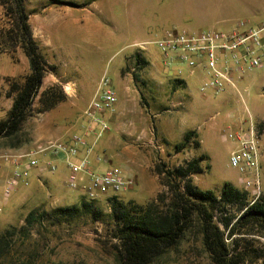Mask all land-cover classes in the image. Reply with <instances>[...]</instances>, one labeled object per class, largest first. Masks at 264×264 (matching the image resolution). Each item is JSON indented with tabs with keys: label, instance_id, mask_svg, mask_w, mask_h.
Returning <instances> with one entry per match:
<instances>
[{
	"label": "rangeland",
	"instance_id": "374dc122",
	"mask_svg": "<svg viewBox=\"0 0 264 264\" xmlns=\"http://www.w3.org/2000/svg\"><path fill=\"white\" fill-rule=\"evenodd\" d=\"M1 1L0 119H5L13 101L11 86L23 80L29 67L20 43L4 35L12 28V21ZM179 1L24 0L30 31L40 28L37 38L42 43L49 41L43 46L31 31L53 69L45 73L31 111L18 132L8 138L0 137V155L30 151L48 141L66 140L74 133L84 132L83 112L98 91L100 79L107 78L118 94L117 102L113 112L103 116L108 127L105 133L95 142L90 133L87 141L94 143L95 160L102 158L98 161L102 164L100 171L115 167L130 177L132 173L135 176L130 187L119 192L107 191L93 200L91 209L99 211L95 217L94 213L82 209L88 200L79 188L67 186V172L58 162L54 173L39 171L43 176L37 178L31 177L32 169L27 183L20 182L9 196L3 195V186L12 174V166L3 163L0 168V264H117L110 201L146 205L159 201V197H167L169 188L161 183L157 165L173 168L206 155L208 158L201 165L209 168L191 176L197 189L218 195L220 188L228 183L245 192L238 184L237 170L229 164L230 140H222L221 135L234 132L233 127L227 126L228 115H232V120L238 116L247 122L264 118V68L244 72V81L238 88L245 101L235 90L231 100L226 101L225 90L199 91V84L206 78L203 68L190 75L185 64L163 59L155 44H149L143 51L149 63L140 52L134 51L142 48H129L127 44L142 40L138 37V27L143 23L197 32L230 31L241 21L256 24L264 19V5L257 13L222 14L213 13L212 6L204 10L197 5L188 9ZM83 16L91 18L102 37L84 36L80 23ZM158 37L154 33L148 39ZM136 53L146 64L136 63ZM49 74L54 76V82ZM179 77L186 80L187 86ZM53 84L65 98L43 110L41 95ZM67 84L71 90L66 89ZM110 114L116 118L110 119ZM185 129L194 131L191 140H198L199 148H177L183 140L180 133ZM7 169L9 173H4ZM260 180L264 202V161L260 164ZM86 181V177L82 178L80 184ZM245 193L249 204L251 196ZM70 207L78 209L71 216L58 211ZM226 211L232 216L238 214L237 210ZM30 212L33 214L27 219ZM223 213L216 211L215 218H222ZM219 226L225 242L230 244V226L227 229ZM236 236L239 235L234 234L232 238ZM245 237L255 240L253 247L260 253H252L242 264H264V234L253 230ZM200 238L195 226L179 245L152 264H211Z\"/></svg>",
	"mask_w": 264,
	"mask_h": 264
},
{
	"label": "trees",
	"instance_id": "16d2710c",
	"mask_svg": "<svg viewBox=\"0 0 264 264\" xmlns=\"http://www.w3.org/2000/svg\"><path fill=\"white\" fill-rule=\"evenodd\" d=\"M5 13L11 18L12 28L4 32L11 40L20 43L28 61L29 72L20 83L11 86L13 101L5 119H0V137H11L20 129L29 115L34 98L42 85L45 73L53 69L48 65L37 42L32 37L28 23V12L24 0H2ZM136 63L146 61L139 53L134 55ZM180 82V81H179ZM64 95L55 84L41 95L43 110L49 109L64 100ZM194 131H186L177 148L192 146L199 148V141L191 138ZM206 155H199L181 165L170 168L157 165L156 172L161 183L167 185V197H159L146 205H130L112 199L110 210L114 222V237L117 239V264H152L168 250L181 243L186 234L195 226L200 234L201 245L211 264H242L255 249L254 239L245 237L250 231L264 234V202L260 198L252 204H246V193L225 183L219 194L210 190H199L193 184L191 176L204 173L201 165ZM82 209L99 216L93 211L92 202L86 201ZM237 210V215L230 211ZM76 207L58 209L64 215L71 216ZM224 212L220 219L215 218L216 211ZM30 212L27 219L32 216ZM224 229H229L230 244L225 242ZM234 234L239 236L233 237ZM260 256V254H258Z\"/></svg>",
	"mask_w": 264,
	"mask_h": 264
},
{
	"label": "built area",
	"instance_id": "2783aa9c",
	"mask_svg": "<svg viewBox=\"0 0 264 264\" xmlns=\"http://www.w3.org/2000/svg\"><path fill=\"white\" fill-rule=\"evenodd\" d=\"M154 44L163 59L185 64L190 75L198 68L205 70L206 78L199 84L200 92L213 90L219 93L228 86L235 87L234 77L241 76L246 69L264 68V19L256 24L241 21L230 31L197 32L170 28ZM145 46L146 43L139 45L142 49ZM177 73L180 74L181 70L178 69ZM116 102L115 89L107 78H101L98 91L83 112L84 132L74 133L68 140L48 141L30 151L0 155V168L5 162L12 166V174L3 186V195L9 196L20 182L27 183L26 178L32 169L54 173L57 169L54 158L58 156H62L66 165L67 186L79 188L88 201L97 199L107 191L119 192L130 187L133 179L121 169L109 167L95 172L89 168L88 155L94 143L89 144L87 136L93 133L95 142L105 133L108 127L103 116L106 112H113ZM221 136L224 141H237V146L229 154V164L239 174L238 184L250 194L249 204L258 201L262 196L258 132L251 127L246 134L227 132ZM40 154L52 158L41 164L38 159ZM101 159L97 157L98 161ZM83 174L87 181L80 184Z\"/></svg>",
	"mask_w": 264,
	"mask_h": 264
},
{
	"label": "crops",
	"instance_id": "0c3cea01",
	"mask_svg": "<svg viewBox=\"0 0 264 264\" xmlns=\"http://www.w3.org/2000/svg\"><path fill=\"white\" fill-rule=\"evenodd\" d=\"M183 3L185 5V7L187 6V8H191L193 9L196 5L198 6V9L204 10L202 8L205 7H211L213 10V13H222V14H234V13H245V14H252V13H257L258 9L260 8V6L264 5V0H180L178 3ZM201 7V8H200ZM206 9V8H205ZM80 23H82L81 28H82V32L84 33L85 37L88 38H94V37H98L99 35V28L97 25H95V23L92 22L91 18L88 16H83L82 18H80ZM156 24V23H155ZM138 37H141L142 40L139 41H135L132 43L127 44V46L129 48L131 47H139V45L141 43H146V46L144 49L139 50V49H135V52H140L141 55L145 58V56L143 55V51H146V48L149 44H154L155 40H149L148 37L151 36L152 34L156 33V35H162L163 32L165 30H167V28H164L162 25L161 26H150L149 24H141L138 27ZM32 34L35 38H37L38 33L40 32V28H37L36 31L32 28L31 29ZM100 37V36H99ZM102 37V35H101ZM159 38V37H158ZM157 38V39H158ZM38 39V38H37ZM40 41V43L43 46L48 45L49 41L45 40V43H42V41L40 39H38ZM133 53V52H132ZM131 54V53H130ZM145 60L147 62H149L146 58ZM150 63V62H149ZM247 72V71H246ZM245 72V73H246ZM245 73H243L241 76H235L234 77V83H235V87H226L225 89V94H226V101H230L231 100V94L232 92L235 90L239 96L241 97L242 101L244 100V97L242 95V92L239 91L238 86L240 84H242V82L244 81L245 78ZM0 74H3L0 72ZM50 78H52L51 81L54 82V76H52L51 74H49ZM180 76V75H179ZM183 80H185L182 77H179ZM185 84L187 86V82L185 80ZM246 87H245V91H246ZM243 90V91H244ZM116 91V90H115ZM117 93V92H116ZM118 95V94H117ZM264 96V95H262ZM230 99V100H229ZM233 102V101H232ZM180 103V102H178ZM183 104V102H181ZM245 110L247 113H249V110L247 107H245ZM115 113V112H114ZM250 115V113H249ZM113 116L115 117V115H111L109 116L110 119L113 118ZM229 121H228V127H233L234 129V133H244L246 134L247 131L253 127L257 132H258V138H259V164H261L262 161H264V118L262 117H257L256 119L247 121H244L242 118H239L238 116L234 117V119H231L232 115H228ZM116 118V117H115ZM83 123L85 124V122L83 121ZM189 129H185L183 131H181L180 133V137L182 138L183 134L185 131H187ZM90 136V135H88ZM68 140V139H66ZM237 146V141L236 140H230V152ZM94 147V146H93ZM94 152L93 149L91 150V152L88 155V160H89V168L92 170H98L100 172V170L102 169V164L98 161L95 160V156H94ZM82 153H80V155H82ZM52 158V156L49 155H42L39 158V162H45L48 159ZM54 162H58L59 164H61V166H59L63 171L64 169L67 172L66 169V165L65 162L62 158V156H58L56 158H54ZM34 171L31 173V177H40L43 176L41 173H39V170L33 169ZM9 173V169H7V171H4V173ZM129 176V175H128ZM132 176H135V173H132ZM131 176V178H132ZM130 177V176H129ZM81 178H85V175H81ZM264 194V192H263Z\"/></svg>",
	"mask_w": 264,
	"mask_h": 264
},
{
	"label": "bare ground",
	"instance_id": "6f19581e",
	"mask_svg": "<svg viewBox=\"0 0 264 264\" xmlns=\"http://www.w3.org/2000/svg\"><path fill=\"white\" fill-rule=\"evenodd\" d=\"M66 89H67V90H71V87H70L69 84L66 85Z\"/></svg>",
	"mask_w": 264,
	"mask_h": 264
}]
</instances>
